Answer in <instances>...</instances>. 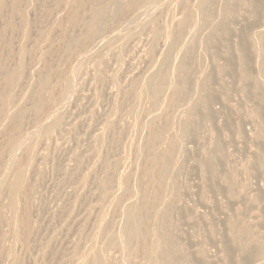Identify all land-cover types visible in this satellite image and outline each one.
<instances>
[{
  "label": "rangeland",
  "instance_id": "1",
  "mask_svg": "<svg viewBox=\"0 0 264 264\" xmlns=\"http://www.w3.org/2000/svg\"><path fill=\"white\" fill-rule=\"evenodd\" d=\"M21 1L18 9H23L19 10L20 14L18 15V11L14 12L10 10L12 9L11 7L9 9V7L5 6H10L8 3L0 6V90H2L4 79L7 76L6 71H14V67L17 68L19 66L20 60L25 62H21L25 64V66L23 65L24 77L21 76L20 81L23 77L22 81H19L18 87H15L16 91L19 89L17 91L18 94L15 90H12L14 87L10 90L12 92H9L14 99L18 97L19 100L18 98L14 100L16 102L9 107L0 101V114H3L2 117L0 116V264H81L82 259H78L77 256L80 254L78 257L82 258L84 253L87 252L85 251L88 249L87 245L97 232V227H95L97 224H94L97 223L95 219L98 217L96 216H99L102 211L103 215L105 214L104 218L110 220L111 224L114 225L111 226V231L120 239L118 241L120 243L117 242L119 245H111L110 247L107 245L108 248L104 245L106 244L105 241L97 240L99 248L102 247L103 249L105 247L106 258L109 257L108 260L110 259L109 264H145L141 254L135 253V242L126 243L119 235L120 231H123V225L125 224L120 212L130 205V202L137 201L141 191L144 192L146 189L148 193L151 190L149 187H153L152 181L150 178L148 179L149 173L153 169L149 160L153 156L149 155L146 149L144 151L149 139H151L153 129L161 132L159 143H157V148L161 147L159 149L160 156L169 151L168 143L171 140V136L172 139L175 137L174 135L177 136L178 146L182 152L179 164L180 169L178 168L179 171L177 170L174 174L177 199L173 201L174 203L171 201L169 204L168 216L172 239L178 244L183 243L184 248L185 246L189 248H187V253L189 252L188 255L190 257H188L190 259L187 258L185 264H246V262L247 264H263L264 257L260 256L259 258L255 255L249 258L239 251L235 243H233V239L230 238V234H228V227L234 221H236L235 224H237V221L239 223L241 219L240 222L243 221L242 227L245 226L244 229L247 230L248 234L250 233L249 236L264 238V136L257 135L259 129L255 128L256 121L254 117L257 109L260 113H264V9L262 10L264 8V0H258L263 6L260 7L262 13L259 12L258 16V12L256 13L255 9H253L252 1L254 0H221L219 3L217 2L218 0H159L157 4H153L156 12L153 10V5L148 8L152 9L150 11H140L135 7H129L126 11L117 14L115 20H109L108 28L106 27V30H104L106 32L102 31L105 34L100 33L96 39L90 41L92 43L87 45V50L83 47V49L80 48L81 51L75 45L77 44L75 41L78 39V35L84 31V27L79 26L68 32L67 20L64 17L66 9L62 7L64 0ZM90 2L91 0L87 6L90 5ZM168 2H173L171 3L173 5ZM98 3L100 4V1L92 4L95 6L94 8H100L101 4L99 5ZM165 7L166 10L163 9ZM222 7L224 10L223 16L219 19L220 15H222V11L220 13V8ZM216 9L220 13H217L219 16L215 13ZM169 10L172 12L169 13ZM110 11L111 7L105 9L107 14ZM165 11H168L167 16ZM8 12L12 13L9 14ZM185 13L189 15L188 25L183 30L179 42L173 45V50H170L168 54L169 59L163 68V73L170 77L168 76L169 80L168 78L165 80H168L164 83L166 85L162 86L164 90L160 92L157 104L155 105L149 98L139 95V97H142L140 99L137 93L139 94L144 87L143 85H145L142 82L146 79L145 77L151 71L153 65H157L158 61L160 62V59H163L164 48H167L165 44L169 45V40H165L166 37L163 30L168 26L171 27L170 24L172 25L171 28L175 30L177 23L175 24L174 22H177L176 20H179ZM213 13L217 17L212 15ZM163 14L166 18L170 15L168 20L163 18ZM9 16L10 22L13 24L9 23ZM155 17L157 18L155 19ZM171 17L172 20L170 19ZM26 19H29V21H26ZM166 20L168 24L170 22L169 25L165 22ZM218 20L223 24L217 27L215 31L210 32L209 28L212 25H216V22L219 23ZM28 24L30 30L28 29ZM160 25H162V29ZM23 26H25L24 32H22ZM13 27L15 28L13 29ZM156 29L158 30L156 31ZM206 29H208L207 32L209 33L206 32ZM241 30H243V33L245 31V34L247 31L246 39L241 37L243 34ZM116 31L118 33H115ZM199 33H201V37ZM24 34L25 37L30 34L28 37L30 39L27 37L26 39ZM109 34L113 36V39L106 38L105 35L110 36ZM162 34L164 37H162ZM238 34H240L239 37ZM76 35L77 39H75ZM199 37L202 39H200V43L203 46L199 43ZM100 38L102 41H99ZM104 39L106 43H103ZM154 40L156 41L154 42ZM197 40L198 43L196 42ZM24 41L25 43L27 42V46L25 43L23 44ZM237 41L239 43H247L245 51L249 58V64H247L245 71L248 77L246 81H243V85L242 81L239 80L241 71L236 60L237 47L239 46ZM37 45L45 51L39 49L40 47ZM32 46H35V48L33 47L34 50L39 49L44 53L39 55L40 51L36 52L35 50L36 54L33 52L34 50L32 51ZM55 46H59V48L56 49ZM60 46H64L68 52H65ZM26 47H30V49ZM123 47L124 50H122ZM22 48H26L25 51L23 49V52H21ZM197 48L202 50H197ZM26 50H29L30 54ZM69 51L71 54H69ZM24 52H28V55L24 54ZM199 52H201L200 54L203 58L205 56V64L210 66L207 68V70L209 69L208 74L210 77L201 81V85L203 82V87L196 92L194 91L195 89H192V83L194 82L193 79H196L198 75L192 65L200 56ZM46 53L47 56H50H45ZM20 54L22 57L19 56ZM45 59L48 62H45L47 61ZM39 60L42 61L40 62ZM154 60L155 64H153ZM47 63L48 65L51 63L49 68H47ZM40 66L41 68L44 66L45 70L42 68V71L47 73L42 74L41 71L37 73ZM147 69L148 73L146 72ZM54 70H57V72L52 73ZM141 71L143 74L140 73ZM144 73H147L146 76ZM53 74L55 75L53 76ZM44 75H50L48 85H44L42 82L41 78ZM68 77L69 81L67 80ZM132 77L135 79L133 80ZM39 80L40 82H38ZM185 80L186 82H184ZM30 81L31 83H29ZM66 84L70 88L67 93H65ZM238 84L241 85L239 86ZM30 85L34 86L31 87ZM38 86L42 87L38 88ZM44 86L47 87L44 88ZM241 86L246 87L245 90L247 92H242L239 89ZM42 88H44L45 93H42ZM54 89L57 90L55 91ZM175 89L180 94L179 103L180 101L182 102L180 104L177 103V107H173L174 105L172 106L171 103L168 104L166 101L171 102ZM50 90H53L54 94ZM39 91L42 94L41 96ZM31 93L34 97H40L44 100L43 102L47 101V106L44 103V109L42 108L38 112L34 111L36 103ZM256 97H261V103L256 100ZM36 100L38 102V99ZM31 102H34L35 105ZM14 105L20 106V112L25 110L23 114H15L19 107L17 108ZM11 107H14L12 108L13 111ZM172 107L176 109L171 110ZM27 108L33 110L30 112ZM132 114H134L133 117H131ZM171 115H174V117ZM165 116H167L166 119L169 122L164 119ZM14 119L18 120V122L15 123ZM112 119H114V124L110 122L113 121ZM165 120L166 122H163ZM170 120H173V123ZM54 121L57 123H53ZM138 121L139 125H137ZM49 122L53 124V129L51 128L47 134H44L43 129L50 124ZM167 123L169 128L166 125ZM180 123L182 125L187 123V131L185 135L181 136L172 128V125ZM149 125H152L151 129H149ZM163 126L166 128L167 133H165ZM104 128L106 134L104 133ZM6 129L8 131L5 132L4 130ZM209 129H212L213 132L216 131V134H214L218 140L220 139V149L219 152H212V154H216L213 155L214 157H212L210 162H207V165L209 163L211 167H207V169H211L208 172L203 167L204 163H206L203 159L206 158H204L202 150L205 151L207 150L205 147L208 148L207 144L209 141L206 134L210 131ZM33 132L39 134L41 140L39 141L38 139L39 142L33 144V156H29L26 152V147L32 141L31 133ZM100 134L104 137L103 139ZM209 134H207L208 139ZM148 135L150 138H148ZM199 135L202 138H199ZM97 136L98 138H96ZM162 137L163 139H161ZM147 138L148 140L145 141ZM15 142L19 150L18 147H14L13 152L14 154L16 153V156L14 155V160H12L9 146ZM96 143L100 149L95 146ZM203 146L204 148L202 149ZM24 148L26 149L24 150ZM142 152L145 155V152H147L149 156L146 155L145 157ZM163 152L165 153L163 154ZM103 154L109 158L103 157ZM143 159L144 161L146 160L147 164L144 163ZM144 166L149 167H147L148 169L146 168L148 171ZM23 170L25 171V177L19 195L22 199H18L16 206L20 217L24 219L23 223L26 228L22 226L16 227L13 224V211L9 197L10 189L7 186V183L11 182L13 175ZM27 171L30 172L28 173ZM126 174L129 175L126 176ZM105 179L106 181L109 179L108 184L106 181L104 182ZM146 179L150 180V182ZM27 181L28 187L26 185ZM144 181H148L151 184L147 182L146 186L142 185V183L146 184ZM104 184L108 186L107 191L103 189L105 192L101 190ZM111 184L113 186H110ZM110 187H114V191ZM141 187L144 190L140 189ZM260 195L262 198H260ZM101 196H103L102 198L105 201L101 202L99 199ZM24 198L28 201L26 202ZM252 198L257 201L255 202ZM115 199L117 201L121 200L120 202L118 201L120 204H117ZM20 200L23 201L21 202ZM24 200L27 208L24 207ZM98 201L102 207L95 204ZM103 202H105L104 205L109 204V208L107 205L103 206ZM256 203L260 206L258 204L256 206ZM116 205H119L118 209ZM110 207H113L114 211ZM241 209L245 210L244 213H242ZM119 210L120 212H118ZM96 211L101 212L97 214ZM110 211H113V216ZM231 213L233 214L232 216ZM25 220H27V223ZM250 221L252 222L250 223ZM229 240L232 243L228 242ZM198 252L202 254L204 260L198 256Z\"/></svg>",
  "mask_w": 264,
  "mask_h": 264
},
{
  "label": "bare ground",
  "instance_id": "2",
  "mask_svg": "<svg viewBox=\"0 0 264 264\" xmlns=\"http://www.w3.org/2000/svg\"><path fill=\"white\" fill-rule=\"evenodd\" d=\"M90 0H64V2L62 3L63 5H62V7H64V9H66V11H65V15H64V17H65V19L67 20V25H68V32L69 31H72L74 28H76V27H79V26H82V27H84V31L81 33V34H79L78 35V39H77V35H76V38L75 39H77L75 42H77V44H75V42H74V44L75 45H77L78 46V48L80 49V48H82L83 49V47H87V45L88 44H91L90 43V41L92 40V39H96V37L98 36V35H100V33H103L102 31H104V30H106L105 28L107 27L108 28V21L109 20H115L116 19V17H117V14H119V13H121L122 11H126V9H128L129 7H135L136 9H138V10H140V11H144V10H152V9H148V8H150L153 4L155 5V3L157 4V2L159 1V0H91V2H90V5H88L87 6V4H88V2H89ZM100 1V4H101V6H100V8L98 7V8H94L95 6L94 5H92L94 2H95V4L97 3V2H99ZM174 1V0H173ZM177 1V0H176ZM221 0H218L217 2L219 3ZM20 2H22L21 0H0V6H4L6 3H8L10 6H8V5H5L6 7H9V9H10V7L12 8V9H10V10H13L14 12H16V11H18V13H17V15L18 14H20L19 13V10L20 9H23V8H20V9H18V5H19V3ZM93 2V3H92ZM223 3H224V1H222ZM253 2V9H255V12L257 13V16L259 15V12H261L264 8H262V10L260 9V7H263V6H261V2H259L258 0H254V1H252ZM25 3V2H24ZM169 3V2H168ZM171 3H173V2H171ZM171 3H169V4H171ZM180 3H182V2H180ZM180 3H178L179 5H180ZM222 3V4H223ZM34 4V3H33ZM99 4V3H98ZM99 4V5H100ZM215 4V3H214ZM227 4V3H226ZM226 4H224V5H226ZM27 5V4H26ZM154 5L152 6L153 7V10L155 11V9H154ZM171 5H173V4H171ZM171 5H169V6H171ZM32 6V5H31ZM31 6H29V7H31ZM175 6V5H174ZM173 6V7H174ZM183 6V5H182ZM223 6V5H222ZM34 7V6H33ZM97 7V6H96ZM108 7H111V11L109 12V14H107L106 12H105V9L106 8H108ZM156 7V6H155ZM172 7V6H171ZM177 7V6H176ZM180 7V6H179ZM216 7V6H215ZM214 7V8H215ZM220 7V6H219ZM224 7V9H226L225 8V6H223ZM223 7L222 8H220L221 10H220V13H221V11H222V15H220V18L219 19H221V16H223ZM227 7V6H226ZM2 8V7H1ZM32 8V7H31ZM35 8V7H34ZM37 8V7H36ZM162 8V7H161ZM160 8V9H161ZM175 8V7H174ZM173 8V9H174ZM178 8V7H177ZM217 8V7H216ZM4 9H6V10H9L8 8H4ZM29 9V8H28ZM33 9V8H32ZM163 9H165L166 10V7L165 8H163ZM34 10V9H33ZM157 10V9H156ZM168 10V9H167ZM176 10V9H175ZM175 10H173V11H175ZM157 11H159V10H157ZM219 11V10H218ZM13 12V14H15ZM26 11H25V8H24V13H25ZM156 12V11H155ZM160 12V11H159ZM165 12H167L166 13V16H167V14H168V11H165ZM165 12H164V14H165ZM172 11L171 10H169V13H171ZM255 12H254V14H255ZM264 12V11H263ZM9 13V12H8ZM12 13V12H11ZM11 13H9V14H11ZM21 13H23V12H21ZM163 13V12H162ZM161 13V14H162ZM216 14L217 13H219V12H217V9H216V12H215ZM219 13V14H220ZM262 13V12H261ZM1 14V13H0ZM160 14V15H161ZM164 14H163V16H164ZM219 14H217V16H219ZM156 15V14H155ZM159 15V14H158ZM212 15H214V13L212 14ZM13 16V15H12ZM11 16V17H12ZM15 16V15H14ZM13 16V17H14ZM23 16H24V19H25V15L23 14ZM171 16H173L172 14H171ZM214 16H216V15H214ZM216 16V17H217ZM256 16V17H257ZM16 17V16H15ZM20 17H22L21 15H20ZM63 17V18H64ZM152 17V16H151ZM161 17H162V15H161ZM168 17H170V15L168 16ZM168 17L166 18L165 16L163 17V18H165V19H167L168 20ZM188 17H189V15H188V13H185V14H183V16H181L180 18H179V20H176L177 22H174L177 26H176V28H175V30L173 29V28H171L172 27V25L170 24V22H169V24H170V26L171 27H169L168 25V21L166 20L165 22L168 24L167 26L168 27H166L165 28V30H163L164 31V34H165V40H169V45H167V44H165L166 45V47L167 48H164V55H163V59L161 60L160 59V62L158 61V64L157 65H153V68L151 69V71L148 73V69H147V73H148V75L146 76V74L147 73H144V75L146 76L145 78L146 79H144V81L142 82V83H144L145 85H143L144 87H143V89H142V91H140V93L138 94L137 93V95H138V97H139V95L140 96H142V97H147V98H149V100L153 103V104H157V100H158V97H159V95L161 94L160 92L162 91V90H164V88H162V86H165L164 85V83H166L168 80H169V78H168V76H167V74L166 73H163V68H164V66L166 65V63L168 62V59H169V57H168V54L170 53V50L172 51L173 49V45L174 44H176L177 42H179V38H180V36H181V34H182V32H183V30L185 29V28H187V25H188ZM260 17V16H259ZM148 19H151L150 17H147ZM146 18V19H147ZM157 17H155V19H156ZM223 18V17H222ZM14 19V18H13ZM12 19V21H14ZM17 19V18H16ZM22 19V18H21ZM161 19V18H160ZM171 20H172V17L170 18ZM170 19H169V21H170ZM217 19V18H216ZM260 19H262V17H260ZM10 16H9V23H12V22H10ZM164 20V19H163ZM163 20H162V23H163ZM17 21H18V19H17ZM26 21H29V19L27 20L26 19ZM161 21V20H160ZM216 21V20H215ZM219 21V23H217L216 22V25H212L210 28L209 27H207V28H209V31L210 32H213V31H215L216 29H217V27H219V26H221L223 23H221V21L220 20H218ZM17 23V22H16ZM159 23V22H158ZM165 23V24H166ZM13 24V23H12ZM14 24H15V21H14ZM17 24H19V23H17ZM30 24V23H29ZM29 24L27 25V26H29ZM159 24H161V23H159ZM164 24V23H163ZM162 24V25H163ZM214 24V23H213ZM10 25V24H9ZM21 25H22V23H21ZM23 25H24V23H23ZM26 25V24H25ZM31 25V24H30ZM155 25V24H154ZM162 25H160V28L162 29ZM16 26H19V25H16ZM166 26V25H165ZM25 26H23V28H24ZM159 27V26H158ZM164 27V26H163ZM15 27H13V29H14ZM17 28V27H16ZM160 28H159V30H160ZM29 30H30V26H29V28H28ZM246 29V28H245ZM24 30H25V28L23 29V31L22 32H24ZM158 29H156V31H157ZM205 30V29H204ZM247 30V29H246ZM63 31H65V30H63ZM67 31V30H66ZM163 31H161V32H163ZM208 31V29H206V32ZM243 30H241V32H242ZM248 31V30H247ZM247 31H246V34H247ZM262 31V30H261ZM31 32H32V27H31ZM104 32H106V31H104ZM21 33V32H20ZM115 33H118L117 31L115 32ZM158 33V32H157ZM207 33H209V32H207ZM240 33V32H239ZM243 33V32H242ZM23 34V33H22ZM64 34V33H63ZM69 34V33H68ZM71 34V33H70ZM103 34H105V33H103ZM103 34H101V35H103ZM111 34V33H110ZM109 34V35H110ZM160 34V33H159ZM200 34V37H201V33H199ZM246 34H245V31H244V33L242 34V38L244 37L245 38V36H246ZM264 34V33H263ZM21 35V34H20ZM32 35V34H31ZM72 35H73V33H72ZM108 35V34H107ZM107 35H105L106 36V38L108 37V39L109 38H112L113 36L112 35H110V36H107ZM154 35H155V33H154ZM158 35V34H157ZM163 35V34H162ZM239 35L240 34H238V37H239ZM248 35V34H247ZM249 35H251V34H249ZM0 36H1V34H0ZM23 36V35H22ZM29 36H30V34H29ZM28 36V37H29ZM63 36V35H62ZM70 36V35H69ZM68 36V37H69ZM183 36V35H182ZM198 36V35H197ZM3 37V36H2ZM1 37V38H2ZM21 37V36H20ZM24 37H25V34H24ZM27 37V36H26ZM25 37V38H26ZM27 37V38H28ZM64 37V36H63ZM100 37V36H99ZM101 37H103V36H101ZM114 37H116V36H114ZM162 37H164V35L162 36ZM199 37V43H200V38ZM251 37V36H250ZM23 38V37H22ZM26 38V39H27ZM104 38V37H103ZM198 38V37H197ZM243 38V39H244ZM28 39H30V38H28ZM48 39V38H47ZM46 39V40H47ZM49 39H50V37H49ZM48 39V40H49ZM66 39V38H65ZM71 39H73V38H71ZM101 39V38H100ZM99 39V41H102V39L100 40ZM113 39V38H112ZM242 39V40H243ZM246 39V38H245ZM25 40V39H24ZM64 40V39H63ZM98 40V39H97ZM107 40V39H106ZM202 40V39H201ZM247 40H248V38H247ZM29 41V40H28ZM69 41V40H68ZM156 40H154V42H155ZM250 41V40H249ZM21 42H22V39H21ZM107 42H109L108 40H107ZM181 42V41H180ZM197 43H198V40L196 41ZM202 42V41H201ZM245 42V41H244ZM247 42V41H246ZM25 43V41L23 42V44ZM27 43V42H26ZM25 43V44H26ZM47 43V42H46ZM60 43V42H59ZM63 43H64V41H63ZM103 43H106V41H105V39H104V42ZM203 43V42H202ZM237 43H239L238 41H237ZM61 44V43H60ZM71 44V43H70ZM155 44V43H154ZM153 44V45H154ZM196 44V43H195ZM201 44V43H200ZM200 44H196V45H200ZM247 44V43H246ZM246 44L245 43H243V42H240L238 45V53H237V57H236V60H237V63H238V65H239V67H240V71H241V76H240V78H239V80L240 81H242V85H243V81H246V79H247V77H248V74H246V66H247V64H249L248 62H249V58H248V56H247V54H246ZM21 45V44H20ZM156 45V44H155ZM196 45H194V46H196ZM202 45V44H201ZM26 46H27V44H26ZM37 46H39V45H37ZM36 46V47H37ZM57 46V45H56ZM55 46V47H56ZM71 46V45H70ZM176 46V45H175ZM203 46V45H202ZM201 46V48H203ZM236 46H237V44H236ZM22 47H23V45H22ZM35 48V46H32V48ZM40 47V46H39ZM60 47H62L64 50H65V48H64V46H60ZM72 47V46H71ZM122 47V46H121ZM20 48V47H19ZM26 48H28V49H30V47H26ZM25 48V49H26ZM34 48L32 49V51L34 50ZM44 48V47H43ZM47 48V47H46ZM45 48V49H46ZM57 48H59V46L58 47H56V49ZM194 48H196V47H194ZM199 48V47H198ZM197 48V50H202V49H198ZM23 49L24 48H22V51L21 52H23ZM25 49H24V51H25ZM38 49V48H37ZM39 49H42V47H40ZM36 50V52L38 51H40V50ZM76 49V48H75ZM74 49V50H75ZM167 49V50H166ZM21 50V49H20ZM19 50V51H20ZM35 50L33 51V52H35ZM44 49H42V51H43ZM47 50V49H46ZM60 50H61V48H60ZM86 50H87V48H86ZM121 50V49H120ZM122 50H124V47H123V49ZM26 51H29V50H26ZM42 51H40V53H39V55H41V53L43 54L44 52H42ZM45 51V50H44ZM80 51H81V49H80ZM35 52V53H36ZM47 52V51H46ZM49 52H51L50 50H49ZM65 52H68V50L66 49L65 50ZM83 52H85L84 50H83ZM87 52V51H86ZM88 52H89V48H88ZM118 52V51H117ZM120 52V51H119ZM123 52V51H122ZM26 53V55H28V52H24V54ZM48 53V52H47ZM47 53L45 54V56H47ZM91 53V52H90ZM172 53V52H171ZM201 52H199V57L198 56H196V57H198L195 61H194V64L192 65V67L194 66V71H197V78L196 79H193V88L192 89H195L194 91H200V88L201 87H203L202 85H203V82H202V85H201V81L202 80H204V79H207L208 77H210L209 76V74H208V70H207V68L208 67H210L209 66V64L207 65V64H205V61H204V58H205V56H204V58L201 56V54H200ZM19 54V53H18ZM22 54V53H21ZM21 54L19 55V56H21ZM29 54H30V51H29ZM31 54H32V52H31ZM37 54V53H36ZM69 54H71L70 53V51H69ZM163 54V53H162ZM23 55V54H22ZM25 55V56H26ZM86 55V54H85ZM155 55V54H154ZM24 56V57H25ZM44 56V55H43ZM48 56H50V55H48ZM47 56V57H48ZM118 56V55H117ZM22 57V56H21ZM41 58H42V60H44L43 59V57L42 56H40ZM156 57V56H155ZM159 57V56H158ZM38 59H40V58H38ZM23 60V59H22ZM41 60V61H42ZM45 60H47V59H45ZM40 61V60H39ZM38 61V62H39ZM40 61V62H41ZM153 61V60H152ZM157 61V60H156ZM20 62V64H19V66L16 68V67H14L15 69H14V71H12L11 70V72H9V71H6V73H7V76H6V78L4 79L5 81H4V84H3V87H2V90H0V101L1 102H4L5 103V105H7L8 107L9 106H12L11 104H13L14 102H16V101H14V100H16V99H14L12 96H11V94H9V92L11 93L12 91H10L11 89H12V87H14V89H12V90H15L16 91V86L18 85V83H19V81H20V78H21V76H23L24 77V74H23V67L25 66V64H23V63H25V62H23V61H19ZM21 62H23V63H21ZM44 62V61H43ZM45 62H48V60L47 61H45ZM45 62H44V64H45ZM50 62V61H49ZM157 63V62H156ZM50 64L51 63H49V65H48V63H47V68H49V66H50ZM153 64H155V60H154V63ZM24 65V66H23ZM152 65V64H151ZM168 65V64H167ZM36 66V65H35ZM34 66V67H35ZM42 66V65H41ZM41 66H40V70L38 69L37 70V73H38V71H41L42 72V74H44V73H47L46 71L43 73V71H42V68L44 67H42L41 68ZM53 67V66H52ZM56 67V66H55ZM38 68V67H37ZM6 69H8V68H6ZM44 69V68H43ZM45 70V69H44ZM146 70V69H145ZM165 70V69H164ZM167 70V69H166ZM165 70V71H166ZM4 71V70H3ZM168 71V70H167ZM41 72H39V73H41ZM53 72H57V70H54V71H52V73ZM169 72V71H168ZM34 73H36L35 71H34ZM140 73H142V71L140 72ZM23 74V75H22ZM49 74H51V73H49ZM136 74H138V73H136ZM143 74V73H142ZM166 74V75H165ZM170 74V73H169ZM192 74V73H191ZM193 74H195V73H193ZM32 75V74H31ZM55 74H53V76H54ZM33 76H35V75H33ZM38 76H40V75H38ZM53 76H52V78H53ZM135 76V75H134ZM140 76H143V75H140ZM4 77H5V75H4ZM23 77H22V79H23ZM32 77V76H31ZM49 77H50V75L49 76H47V75H44V76H42V82H43V84L44 85H48V83H49ZM170 77V76H169ZM30 78V77H29ZM72 78V77H71ZM70 78V79H71ZM133 78V77H132ZM137 78V77H136ZM142 78H144V77H142ZM168 78V80L167 81H165L166 79ZM190 78H191V75H190ZM22 79H21V81H22ZM66 79V78H65ZM69 79V77L67 78V80ZM135 78H133V80H134ZM53 80V79H52ZM137 80V79H136ZM140 80V79H139ZM143 80V79H142ZM20 81V82H21ZM34 81V80H33ZM69 81V80H68ZM38 82H40V80L38 81ZM41 82V83H42ZM53 82V81H52ZM70 82H72V81H70ZM136 82V81H135ZM140 82V81H139ZM171 82V81H170ZM169 82V83H170ZM173 82V81H172ZM184 82H186V80L184 81ZM26 83V82H25ZM29 83H31V81L29 82ZM40 83V85H42ZM67 83V82H66ZM142 83H140L141 85H142ZM168 83V84H169ZM238 83H240V82H238ZM2 84V83H1ZM37 84V83H36ZM39 84V83H38ZM64 84V83H63ZM68 84V83H67ZM67 84L65 85L66 86V90H65V93H67V92H69L70 91V88L69 87H67ZM130 84H131V82H130ZM239 85V84H238ZM241 85V84H240ZM239 85V86H240ZM2 86V85H1ZM23 86H25V85H23ZM29 86V85H28ZM28 86H27V88H28ZM31 86V85H30ZM34 86V85H33ZM33 86H31V87H33ZM43 86V85H42ZM42 86H38V88H40V87H42ZM64 86V87H65ZM137 86V85H136ZM18 87V86H17ZM47 87V86H46ZM45 86H44V88H46ZM56 87V86H55ZM139 87V86H138ZM238 87V86H237ZM26 88V87H25ZM27 88H26V90H27ZM44 88H42L43 89V92L42 93H45V91H44ZM134 88V87H133ZM142 88V87H141ZM245 88L246 87H244V86H241V88L239 87V89L240 90H242V92L244 91V93L245 92H247L246 90H245ZM41 89V90H42ZM49 89V88H48ZM51 89V88H50ZM132 89V88H131ZM138 89V88H137ZM22 90V89H21ZM25 90V91H26ZM46 90V89H45ZM55 90V89H54ZM57 90V89H56ZM55 90V91H56ZM139 90V89H138ZM17 91H19V89L17 90ZM17 91H16V93H17ZM29 91H31V90H29ZM51 91V90H50ZM132 91V90H131ZM37 92V91H36ZM53 94H54V92H53V90L51 91ZM50 92V93H51ZM133 92V91H132ZM136 92V91H135ZM38 93V92H37ZM51 93V94H52ZM199 93V92H198ZM18 94V93H17ZM29 94H30V92H29ZM39 94H40V96L42 95L41 93H40V91H39ZM27 95V94H26ZM31 95H33L32 93H31ZM134 95V94H133ZM37 96L39 97V95L37 94ZM31 97V96H30ZM32 97H34V95L32 96ZM31 97V98H32ZM43 97V96H42ZM142 97H139L140 99L142 98ZM169 97V96H168ZM38 99V102H37V100L36 99ZM47 98V97H46ZM170 98H171V96H170ZM257 98V97H256ZM261 98V97H260ZM260 98H257L256 100L258 101V102H260L261 103V99ZM139 99V100H140ZM183 99V98H182ZM18 100H19V98H18ZM32 100V99H31ZM36 100V101H35ZM148 100V101H149ZM165 100V99H164ZM179 100H180V94L178 93V91L175 89L174 90V96L171 98V102H169L168 100H166L167 102H168V104H170L171 103V105L173 106V107H177V103H179ZM252 100V99H251ZM44 100H42L40 97L39 98H37V97H34V102L36 103V105L34 104V102L32 103V104H34L35 106H34V111H36V112H38V111H41L40 109H42L44 106V103H46V106H47V104H48V102L46 101V99H45V101L46 102H43ZM116 101V100H115ZM119 101V100H118ZM146 101V100H145ZM149 101V102H150ZM253 101V100H252ZM19 102V101H18ZM18 102H17V104H18ZM142 102H143V99H142ZM150 102V103H151ZM160 102V101H159ZM255 102V101H254ZM30 103V102H29ZM135 103V102H134ZM145 103V102H144ZM180 103H182L181 101H180ZM179 103V104H180ZM257 103V102H256ZM16 104V103H15ZM25 104V103H24ZM167 104V103H166ZM165 104V105H166ZM133 105V104H132ZM131 105V106H132ZM134 105H137V104H134ZM144 105V104H143ZM152 105V104H151ZM14 106H17V105H14ZM114 106H116V105H114ZM114 106H113V109H114ZM124 106V105H123ZM154 106V105H153ZM7 107V108H8ZM19 107V109H17L18 111L15 113V114H19V113H21V114H23V112L25 111V110H23V112L21 111L20 112V106H17V108ZM33 107V106H32ZM168 107V106H167ZM171 108V110L172 109H176V108ZM1 108V107H0ZM4 108V107H3ZM12 108H14V107H11V110L13 111V109ZM46 108V107H45ZM110 108H112V107H110ZM116 108V107H115ZM121 108V107H120ZM137 108H138V106H137ZM169 108V107H168ZM167 108V109H168ZM22 109V108H21ZM25 109H26V107H25ZM28 109V108H27ZM44 109V108H43ZM112 109V110H113ZM118 109H119V107H118ZM129 109V108H128ZM132 109H133V107H132ZM131 108H130V110H132ZM29 110V109H28ZM33 110V109H32ZM32 110H29L30 112L32 111ZM134 110V109H133ZM132 110V111H133ZM191 110V109H190ZM189 110V111H190ZM260 110V109H259ZM33 111V112H34ZM138 111V110H137ZM263 111V110H262ZM261 111V112H262ZM2 112V111H1ZM128 112V111H127ZM10 113H12V112H10ZM28 113V112H27ZM115 113H116V111H115ZM133 113V112H132ZM135 113V112H134ZM34 114H35V112H34ZM108 114V113H107ZM120 114V113H119ZM136 114H138V113H136ZM168 114V113H167ZM166 114V115H167ZM255 115H254V117H255V121H256V126H255V128H258L259 129V131H258V133H257V135H259V136H261V137H263L264 136V116H263V114L262 113H260L259 111H258V109H257V111L255 110V113H254ZM20 115V114H19ZM133 115L134 114H132L131 115V117H133ZM0 116L2 117L3 116V114L1 115L0 114ZM14 116V115H13ZM110 116V115H109ZM108 116V117H109ZM172 116V115H171ZM0 117V118H1ZM10 117V116H9ZM112 117V116H111ZM137 117V116H136ZM168 117H170V116H168ZM172 117H174V115L172 116ZM4 118V117H3ZM167 118V116H165V118L164 119H166ZM109 119V118H108ZM111 119V118H110ZM136 119V118H135ZM139 119V118H138ZM137 119V120H138ZM170 119V118H169ZM172 119V118H171ZM113 121H110V122H113V124H114V119H112ZM133 120H134V118H133ZM141 120V119H140ZM155 120V119H154ZM167 120V119H166ZM166 120L165 121H163V122H166ZM176 120V119H175ZM178 120V119H177ZM2 121V120H1ZM4 121V120H3ZM14 121H15V123L16 122H18V120H15L14 119ZM13 121V122H14ZM106 121H107V119H106ZM170 121H172L171 123H173V120H170ZM180 121H181V119H180ZM180 121H178V122H180ZM52 122V121H51ZM116 122V121H115ZM167 122H169L168 120H167ZM50 123V122H49ZM53 123H57V122H53ZM106 123H108V122H106ZM150 123V122H149ZM3 124V123H2ZM19 124V123H18ZM55 124H54V126H55ZM116 124V123H115ZM163 124H165V123H163ZM181 124V125H180ZM180 124H175V125H172V128L173 129H175L176 130V132H177V134H180V136L181 135H185V133H186V128H187V123L186 124H183L182 125V123H180ZM210 124V123H209ZM5 125V124H4ZM15 125H17V124H15ZM137 125H139V121H138V124ZM148 125V124H147ZM167 126H168V128H169V125H168V123L166 124ZM171 125V124H170ZM208 125V124H207ZM18 126V125H17ZM20 126V125H19ZM52 126H53V124L52 123H50L49 125H47L46 127H44V129H43V133L44 134H47L50 130H51V128H52ZM150 126V128L149 129H151V126L152 125H149ZM158 126V125H157ZM167 126H165V127H167ZM6 127H8V125H6ZM16 127V126H15ZM14 127V128H15ZM211 127V126H210ZM209 127V128H210ZM17 128V127H16ZM15 128V129H16ZM136 128V127H135ZM162 128V127H161ZM163 128H164V126H163ZM208 128V127H207ZM5 129V128H4ZM14 129V130H15ZM53 129V128H52ZM165 129V131H166V128H164ZM38 130V129H37ZM36 130V131H37ZM112 130V129H111ZM110 130V131H111ZM114 130V129H113ZM175 130H174V132H175ZM210 131V134H209V132H207V134H209V139H208V135L206 134V137H207V140L209 141V143H208V141H207V147L208 148H206L205 147V149H207V150H205V151H203L202 150V153H204L203 155H204V158H206V159H203V160H205L204 162H206V163H204V165H203V167L204 168H206V170L209 172V169L211 168L210 166H209V163H208V165H207V162H210L211 160H212V157H214L213 155L214 154H216V153H214V154H212V152H219V149H220V142H219V140H218V138H217V136L215 135L216 133V131L215 132H213L212 131V129H209ZM5 132L6 131H8V129H6V130H4ZM16 131V130H15ZM41 131V130H40ZM122 131V130H121ZM170 131V130H169ZM208 131V130H207ZM18 132V131H17ZM17 132H14V133H17ZM39 132V131H38ZM171 132H172V130H171ZM257 132V131H256ZM104 133H105V128H104ZM113 133V132H112ZM163 133H164V131H163ZM165 133H167V131L165 132ZM169 133V132H168ZM215 133V134H214ZM220 133V132H219ZM103 134V133H102ZM106 134V133H105ZM111 134V133H110ZM114 134V133H113ZM112 134V135H113ZM1 135V134H0ZM8 135H9V133H8ZM42 135V134H41ZM150 135V134H149ZM148 135V136H149ZM166 135V134H165ZM169 135H170V133H169ZM168 135V136H169ZM100 136H101V134H100ZM104 136V135H103ZM110 136V135H109ZM119 136V135H118ZM160 136H161V132L159 131V130H157V129H153L152 130V135H151V139H149V141H148V143H147V145H146V143H145V145H146V147L144 148V151H145V149H146V151L149 153V155H152L153 156V158L152 157H150V158H152L151 160H149V161H151V163L148 161V163H150L151 164V166L153 167V169H152V171L149 173V176H148V179L150 178V180L152 181L151 183H152V185H153V187L151 188V187H149L151 190H149V192L147 193L146 192V189H145V191L144 192H142L141 191V193H139V195H138V198H137V201H135V202H130V205H128L126 208H124L123 210H122V212H120V210L118 211V212H120V214H122V218H124V228H123V231L121 232L120 230V237L126 242V243H132V242H135V244H136V248H135V253H140L141 254V256L144 258V260H145V264H185V260L187 259V258H189L190 256L188 255L189 254V252L187 253V248H186V246H185V248H184V246L182 245V244H178L177 242H175L174 241V239H172V237H171V227H170V221H169V216H168V207H169V204L171 203V201L173 202V201H175L176 199H177V189H176V187H175V184H174V174L177 172V170H178V168H179V164H180V157H181V155H182V152H181V149L179 148V146H178V141H177V136L176 135H174L175 137L172 139V136H171V140L169 141V143H168V148H169V151H167L166 152V154H164L165 152H163V156L161 155L160 156V154H159V149L161 148V147H159V149L157 148V143H159L158 141L160 140ZM10 137V136H9ZM102 137V136H101ZM107 137V136H106ZM111 138H112V136H110ZM113 137H114V135H113ZM115 137H117V136H115ZM204 138H205V136H203ZM27 138H29L28 136H27ZM31 138H32V141H31V143L28 145V147H26L27 148V150H26V152H27V154L29 155V156H33L32 154H33V144H36V142L38 143L41 139H40V137H39V134H37L36 132H33V133H31ZM96 138H98V136L96 137ZM96 138H95V140H96ZM104 137H102V139H103ZM148 138H150V136L148 137ZM148 138L145 140V141H147L148 140ZM166 138L168 139V137L166 136ZM181 138V137H180ZM199 138H202V137H200V135H199ZM38 139H39V141H38ZM161 139H163V137L161 138ZM17 140V139H16ZM117 140V139H116ZM116 140H115V142H116ZM166 140V139H165ZM179 140V139H178ZM19 141V140H18ZM100 141V140H99ZM99 141H98V143H99ZM101 141H103V140H101ZM109 141V140H108ZM113 141V140H112ZM201 141V140H200ZM13 142H14V140H13ZM114 142V143H115ZM133 142V141H132ZM106 144H109V143H107V142H105ZM112 143V142H111ZM19 144V143H18ZM97 144V143H96ZM95 144V146H97L98 147V144L96 145ZM120 144V143H119ZM200 144V143H199ZM11 145V144H10ZM38 145V144H37ZM100 145V144H99ZM113 145H115V144H113ZM122 145H123V143H122ZM197 145V144H196ZM202 145H203V143H202ZM16 146V142L14 143V144H12L11 146H9L10 148H9V152L11 153V157H12V160H14V157L16 156V153L14 154V147ZM36 146V145H35ZM126 146H128V145H126ZM125 146V147H126ZM16 147H18V146H16ZM113 147V146H112ZM122 147V146H121ZM196 147V146H195ZM200 147V146H199ZM26 148H24V150L26 149ZM99 148V147H98ZM97 148V149H98ZM115 148V147H114ZM143 148V147H142ZM141 148V149H142ZM167 148V147H166ZM168 148H167V150H168ZM197 148V147H196ZM201 148V147H200ZM204 148V146L202 147V149ZM92 149V148H91ZM94 149V148H93ZM100 149V148H99ZM98 149V150H99ZM16 150V149H15ZM18 150H19V147H18ZM94 150H96V149H94ZM126 150V149H125ZM143 150V149H142ZM141 150V151H142ZM162 150V149H161ZM1 151V150H0ZM97 151V150H96ZM95 151V152H96ZM124 151V150H123ZM143 151V152H144ZM164 151V150H163ZM198 151H200V150H198ZM16 152V151H15ZM25 152V153H26ZM91 152H93V151H91ZM98 152H100V151H98ZM142 152V153H143ZM147 152H145L146 153V155H148V153ZM101 153V152H100ZM103 153V152H102ZM142 153H141V155H142ZM17 154H18V152H17ZM27 154H26V156H27ZM144 154V153H143ZM193 154H195V153H193ZM15 155V156H14ZM25 155V154H24ZM96 155H97V153H96ZM95 155V156H96ZM102 155V154H101ZM126 155H128V154H126ZM125 155V156H126ZM145 155V154H144ZM146 155H145V157H146ZM148 155V156H149ZM198 155V154H197ZM25 156V157H26ZM92 156V155H91ZM98 156V155H97ZM105 155L103 154V157H104ZM264 156V155H263ZM24 157V156H23ZM36 157V156H35ZM105 157H107V158H109L108 156H105ZM144 157V156H143ZM144 157V159H146ZM27 158H29V157H27ZM149 158V159H150ZM197 158V157H196ZM203 158V157H202ZM31 159V158H30ZM32 159H34V158H32ZM144 159H143V161H144ZM148 159V158H147ZM102 161H103V159H101ZM108 160H110V159H108ZM199 160V159H198ZM105 161V160H104ZM146 161V160H145ZM144 161V163H146L147 164V162H145ZM197 161V160H196ZM26 162V161H25ZM199 162H200V160H199ZM27 163H28V161H27ZM99 163V162H98ZM108 163V162H107ZM106 163V164H107ZM143 163V164H144ZM25 164V163H24ZM23 164V165H24ZM103 164V163H102ZM105 164V165H106ZM145 164V165H146ZM203 164V163H202ZM21 165V164H20ZM100 165V164H99ZM104 165V164H103ZM113 165H114V162H113ZM199 165V164H198ZM15 166V165H14ZM22 166V165H21ZM107 166V165H106ZM150 166V165H149ZM150 166V167H151ZM201 166V165H200ZM199 166V167H200ZM213 166V165H212ZM18 167V166H17ZM104 167V166H103ZM108 167V166H107ZM110 167V166H109ZM145 167V169L148 167V166H144ZM207 167H210V168H208L207 169ZM114 168H115V165H114ZM143 168V167H142ZM149 168V167H148ZM147 168V169H148ZM213 168V167H212ZM27 169H28V167H27ZM26 169V170H27ZM95 169V168H94ZM108 169V168H107ZM112 169V168H111ZM146 169V170H147ZM180 169V168H179ZM22 170V169H21ZM114 170V169H113ZM202 170V169H201ZM143 171V170H142ZM148 171V170H147ZM150 171V170H149ZM179 171V170H178ZM210 171H211V169H210ZM16 172V171H15ZM14 172V173H15ZM28 172V171H27ZM30 172V171H29ZM28 172V173H29ZM107 172V171H106ZM112 172V171H111ZM110 172V173H111ZM115 172V171H114ZM145 172V171H144ZM202 172V171H201ZM204 172H205V170H204ZM126 173V172H125ZM130 173V172H129ZM125 175V174H124ZM129 174H126V176H128ZM26 176H28L27 174H26ZM112 176V175H111ZM114 176V175H113ZM145 176H147L146 174H145ZM24 177H25V171L23 170V171H19V172H16V174H14L13 175V177H12V180H11V182L9 183H7L8 185L7 186H9V189H10V191H9V193H10V206H11V208H12V211H13V224H14V226H16V227H18V226H22V227H24V228H26L25 227V224L23 223V220L24 219H22L21 217H20V215H19V211H18V207L16 206V204H17V201H18V199H22V197H20L19 195H20V189H21V186H22V183L24 182ZM107 177V176H106ZM109 177H110V175H109ZM28 178V177H27ZM127 178V177H126ZM145 178V177H144ZM147 178V177H146ZM112 179V178H111ZM148 179H146V180H148ZM86 180V179H85ZM109 179H107V181H106V179L104 180V182L106 181V183L107 182H109L108 181ZM150 180H148L149 182H150ZM10 181V180H9ZM28 181H29V178H28ZM28 181L26 182V185H27V183H28ZM128 181V180H127ZM147 181V182H148ZM226 181V180H225ZM83 182V181H82ZM144 182H146V181H144ZM147 182H146V184L145 183H142V185L144 184L145 186L147 185ZM148 182V183H149ZM227 182H228V180H227ZM151 183H149V184H151ZM10 184V185H9ZM108 184V183H107ZM114 184V183H113ZM229 184V183H228ZM29 185V184H28ZM28 185H27V187H28ZM121 185H122V183H121ZM24 186V185H23ZM100 186V185H99ZM110 186H113L112 184L110 185ZM149 186V185H148ZM230 186V185H229ZM31 187V186H30ZM30 187L28 188L29 189V191H30ZM102 187V186H101ZM114 187H117V186H114ZM113 187V188H114ZM120 187V186H119ZM205 187V186H204ZM33 188V187H32ZM107 188H108V186L106 185V184H104L103 185V188L101 189L102 191H107ZM111 188V187H110ZM113 188H111L112 190H113ZM118 188V187H117ZM123 188V187H122ZM145 188H148V187H145ZM34 189V188H33ZM104 189V190H103ZM140 189H142V187L140 188ZM204 189V188H203ZM22 190V189H21ZM126 190V189H125ZM142 190H144V189H142ZM220 190H222V189H220ZM104 191V192H105ZM114 191V190H113ZM119 191V190H118ZM117 191V192H118ZM203 191V190H202ZM205 191H206V189H205ZM109 192V191H108ZM126 192L127 193H129L127 190H126ZM146 192V193H145ZM9 193H8V195H9ZM23 193L25 194V192L23 191ZM23 193H21L23 196H24V194ZM218 193V192H217ZM0 194H1V192H0ZM103 194H105V193H103ZM110 194H111V191H110ZM119 194V193H118ZM130 194V193H129ZM21 195V196H22ZM26 195V194H25ZM123 195H125V194H123ZM130 196V195H129ZM199 196V195H198ZM26 197V196H25ZM103 196H101L99 199L101 200V202L102 201H105V200H103V198H102ZM107 197V196H106ZM105 197V198H106ZM124 197H126V195L124 196ZM102 198V199H101ZM114 198V197H113ZM116 198H117V196H116ZM121 198V197H120ZM130 198V197H129ZM254 198H256V197H254ZM254 198H252L253 200H254ZM260 198H262L261 197V195H260ZM260 198H258V199H260ZM25 199V198H24ZM118 199V198H117ZM122 199V198H121ZM127 199H128V197H127ZM201 199V198H200ZM257 199V198H256ZM26 200V202L28 201L27 199H25ZM25 200H24V207H25ZM116 200V199H115ZM21 201V200H20ZM23 201V200H22ZM21 201V202H22ZM117 201V200H116ZM119 202L121 201V200H118ZM117 201V204L119 203ZM122 201H123V199H122ZM255 202L257 201V200H254ZM253 201V202H254ZM113 202H114V200H113ZM98 203V204H97ZM97 203H95L96 205H98V206H100V204L101 203H99V201L97 202ZM104 203L105 202H103V206H105V205H107V204H105L104 205ZM107 203V202H106ZM122 203V202H121ZM174 203V202H173ZM251 203H252V201H251ZM259 203V202H258ZM258 203H256V206H257V204ZM261 203V202H260ZM9 204V203H8ZM27 204V203H26ZM120 204V203H119ZM28 206H29V204H27ZM109 205V204H108ZM107 205V206H108ZM259 205V204H258ZM262 205V204H261ZM9 206V205H8ZM117 206V205H116ZM115 206V207H116ZM119 206V205H118ZM118 206H117V209H118ZM242 206V205H241ZM260 206V205H259ZM30 207V206H29ZM100 207H102V205L100 206ZM245 207V206H244ZM263 207V206H262ZM25 208H27V207H25ZM98 208V207H97ZM104 208H106V207H104ZM108 208H109V206H108ZM111 208V207H110ZM123 208V207H122ZM246 208V207H245ZM261 208V207H260ZM112 210L114 209L113 207L111 208ZM240 209V208H239ZM251 209V208H250ZM26 210V209H25ZM99 210H101L100 208H99ZM107 210H109V209H107ZM242 210V209H241ZM249 210V209H248ZM263 210V209H262ZM105 211V210H104ZM114 211V210H113ZM113 211H110V213H112ZM115 211H116V209H115ZM239 211V210H238ZM243 211V210H242ZM242 211H240V212H242ZM245 211V210H244ZM244 211L242 212V213H244ZM259 211H261V210H259ZM97 212V211H96ZM99 213L101 212V211H98ZM98 212H97V214H98ZM106 212H108V211H106ZM117 212V213H118ZM117 213H115L116 215H117ZM247 213H248V211H247ZM251 213V212H250ZM113 214L114 213H112L111 215L113 216ZM241 214V213H240ZM246 214V213H245ZM259 214V213H258ZM105 215V214H104ZM104 215H103V211H102V213L101 214H99V216L97 215L96 217H98L97 219H95V220H97L96 222L97 223H94L96 226L95 227H97L96 229H97V232H96V235H95V237L94 238H91V240H90V242H89V244L87 245V250H85V251H87V252H85L84 253V256L82 257V258H80V257H78L77 255V258L78 259H82V262H81V264H109V260H108V258H106V255H105V251H104V248L105 247H103V249H102V247L101 248H99L98 246H99V243H98V245H97V240H101V241H105V243L106 244H104V245H109V247L111 246V245H119L118 243H120V242H118V241H120V239H119V237H116L115 235H114V233L111 231V226L113 225V224H111V222H110V220H106L105 218H104ZM233 214L231 213V216H232ZM238 215H239V212H238ZM264 215V214H263ZM109 216V215H108ZM112 216H111V218H112ZM240 216V215H239ZM242 216V215H241ZM246 216H248V215H246ZM261 216V215H260ZM106 217H107V214H106ZM192 217V216H191ZM228 217V216H227ZM235 217V216H234ZM249 217V216H248ZM225 218V217H224ZM241 218H245V217H241ZM251 218V217H250ZM264 218V217H263ZM232 219V218H231ZM256 219H258V218H256ZM94 220V221H95ZM239 220V219H238ZM241 220V219H240ZM240 220H239V223H238V221H237V224H235V222L236 221H234V225L232 224L230 227H228L229 228V233L228 234H230V238L231 239H233L232 241H233V243H235V246L239 249V251H241L242 252V254H244L246 257H249V258H251V257H253V256H255V255H257V257H259L260 258V256H262V258L264 257V238H260V236H257V237H251V236H249V234L247 233V230H245L244 229V227H242V222L243 221H241L240 222ZM259 220V219H258ZM263 220V219H262ZM113 221V220H112ZM227 221V220H226ZM264 221V220H263ZM25 222L27 223V220H25ZM114 222V221H113ZM112 222V223H113ZM233 222V221H232ZM252 221H250V223H251ZM228 223V222H227ZM231 223V222H230ZM244 223H245V221H244ZM250 223H248V224H250ZM12 224V223H11ZM229 224V223H228ZM248 224H247V226H248ZM245 225H246V223H245ZM29 226V225H28ZM114 226V225H113ZM115 226H116V224H115ZM261 226H262V224H261ZM116 228V227H115ZM225 228V227H224ZM247 229V228H246ZM256 229H257V227H256ZM95 230V229H94ZM113 230V229H112ZM227 230V229H226ZM96 231V230H95ZM252 231V230H251ZM250 231V232H251ZM259 231V230H258ZM93 232V231H92ZM117 232V231H116ZM115 232V233H116ZM220 232V231H219ZM253 232V231H252ZM255 232V231H254ZM257 232V231H256ZM93 234H94V232H93ZM93 234H91V235H93ZM253 234H255V233H253ZM261 234V233H260ZM117 235V234H116ZM94 236V235H93ZM118 236V235H117ZM226 236H228V235H226ZM229 238V237H228ZM89 239H90V236H89ZM88 239V240H89ZM119 239V240H118ZM222 239V238H221ZM227 240V239H226ZM99 242V241H98ZM102 242V243H103ZM118 242V243H117ZM225 242V241H224ZM228 242H231L230 240L228 241ZM117 243V244H116ZM232 243V242H231ZM232 247H233V244H232ZM231 247V248H232ZM107 248H108V246H107ZM194 248V247H193ZM186 249V250H185ZM189 249V248H188ZM196 249V248H195ZM191 250H192V248H191ZM198 250V249H197ZM190 251V250H189ZM194 251V250H193ZM192 251V252H193ZM199 251V250H198ZM235 251V250H234ZM233 251V252H234ZM236 252V251H235ZM238 252V251H237ZM195 253H196V251H195ZM199 253V255L198 256H200V258L202 259V260H204V257L202 256V254L200 253V252H198ZM239 254H241V253H239ZM196 255V254H195ZM238 255V254H237ZM243 255V256H244ZM259 255V256H258ZM82 256V255H81ZM189 256V257H188ZM239 256V255H238ZM245 257V258H246ZM256 257V258H257ZM249 258H246V259H249ZM190 259V258H189ZM224 260V259H223ZM229 260H230V258H229ZM235 260H237V259H235ZM234 260V261H235ZM242 260H244V259H242ZM262 260V259H261ZM232 261V260H231ZM233 261V262H234ZM239 261V260H238ZM207 262V261H206ZM225 262V261H224ZM237 262V261H236ZM250 262V261H249ZM253 262V261H252ZM257 262V261H256ZM239 263V262H238ZM80 264V263H79ZM224 264V263H223ZM225 264H227V263H225ZM246 264H247V262H246ZM258 264V263H257ZM264 264V263H263Z\"/></svg>",
  "mask_w": 264,
  "mask_h": 264
}]
</instances>
